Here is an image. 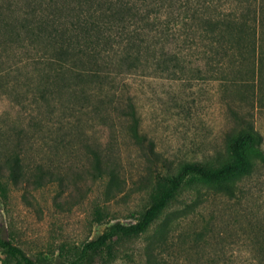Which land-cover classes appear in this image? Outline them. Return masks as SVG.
Segmentation results:
<instances>
[{"label": "rangeland", "instance_id": "1", "mask_svg": "<svg viewBox=\"0 0 264 264\" xmlns=\"http://www.w3.org/2000/svg\"><path fill=\"white\" fill-rule=\"evenodd\" d=\"M237 5L221 9L238 15ZM184 53L183 74L131 75L111 95L123 104L132 98L144 135L136 139L115 108L104 123L91 110L67 111L40 89L38 54L4 43L0 31V221L39 264L55 263L61 251L72 257L115 221L135 222L184 164L228 160L243 121L264 152V66L235 45L195 43ZM93 148L116 177L98 173ZM239 183L242 202L189 179L145 232L116 240L96 264H245L242 207L264 214V163L257 159ZM12 262L0 251V264Z\"/></svg>", "mask_w": 264, "mask_h": 264}, {"label": "trees", "instance_id": "2", "mask_svg": "<svg viewBox=\"0 0 264 264\" xmlns=\"http://www.w3.org/2000/svg\"><path fill=\"white\" fill-rule=\"evenodd\" d=\"M228 1L0 0V31L4 43L38 54L43 60L36 72L40 89L59 98L67 111L91 110L104 123L115 108L129 118L131 136L143 139L132 98L125 104L110 98L122 90L129 76L183 74L184 48L195 43L224 50L235 45L241 55L246 53L243 58L251 55L254 64L264 66V0H237L238 15L234 8L222 11ZM259 138L253 124L243 121L231 137L228 160L217 166L184 164L135 222H113L96 237L81 242L72 257H64L61 251L53 264H96L105 249L111 252L116 240L145 232L191 178L242 202L246 191L239 181L253 172L257 159L264 163ZM91 153L100 175L117 176L114 165L103 161L101 150L93 148ZM10 174L16 178L13 167ZM197 192L202 194L200 188ZM242 217L244 263L264 264V214L243 204ZM0 251L12 264H39L6 236L1 221Z\"/></svg>", "mask_w": 264, "mask_h": 264}]
</instances>
